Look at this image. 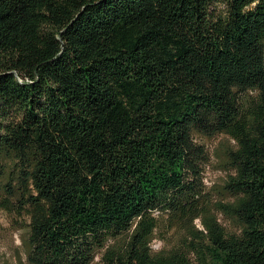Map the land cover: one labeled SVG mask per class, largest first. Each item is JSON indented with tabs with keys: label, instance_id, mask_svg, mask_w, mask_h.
<instances>
[{
	"label": "trees",
	"instance_id": "trees-1",
	"mask_svg": "<svg viewBox=\"0 0 264 264\" xmlns=\"http://www.w3.org/2000/svg\"><path fill=\"white\" fill-rule=\"evenodd\" d=\"M0 205L27 264H264V0H0Z\"/></svg>",
	"mask_w": 264,
	"mask_h": 264
},
{
	"label": "rangeland",
	"instance_id": "rangeland-1",
	"mask_svg": "<svg viewBox=\"0 0 264 264\" xmlns=\"http://www.w3.org/2000/svg\"><path fill=\"white\" fill-rule=\"evenodd\" d=\"M209 152L210 158L207 164L204 165L203 183L207 191L214 195L218 200L219 189L227 178V173L222 168V157L224 150L229 147L228 138L224 135L215 136L212 139L204 141ZM217 222L224 226L227 230L232 229L233 225L224 215L212 210ZM24 217L17 213L2 208L0 205V264H27L26 262V226ZM195 227L202 229L200 219L194 221ZM169 231L157 233L151 243L153 252L166 250L169 246L176 247L181 244L184 238L189 236L182 231L181 228H176L172 234H167ZM194 261V256H191ZM99 256L96 257L98 262Z\"/></svg>",
	"mask_w": 264,
	"mask_h": 264
}]
</instances>
